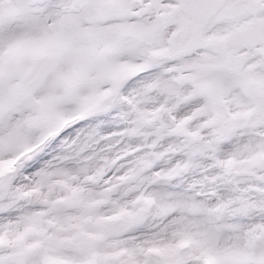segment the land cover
<instances>
[{
    "label": "snow or ice",
    "instance_id": "1",
    "mask_svg": "<svg viewBox=\"0 0 264 264\" xmlns=\"http://www.w3.org/2000/svg\"><path fill=\"white\" fill-rule=\"evenodd\" d=\"M0 264H264V0H0Z\"/></svg>",
    "mask_w": 264,
    "mask_h": 264
}]
</instances>
